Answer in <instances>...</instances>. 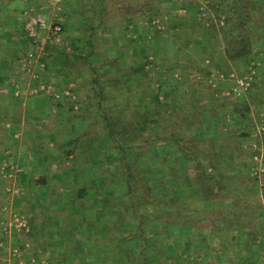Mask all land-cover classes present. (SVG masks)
<instances>
[{
    "label": "trees",
    "instance_id": "obj_1",
    "mask_svg": "<svg viewBox=\"0 0 264 264\" xmlns=\"http://www.w3.org/2000/svg\"><path fill=\"white\" fill-rule=\"evenodd\" d=\"M65 3L64 9L67 10L68 3ZM189 3V9L195 10V2ZM208 3L206 16L204 15L206 18L201 20L210 23L206 28L207 32L219 26V22H214V16L209 15V11L215 8L214 2L209 0ZM155 10V7L147 9L152 12ZM154 15H149L145 21L152 23ZM219 18L220 16L217 17ZM86 20L83 28L73 31L78 35H74L72 39L71 51H66L65 46L55 42L47 43L44 48L50 58L57 57L56 51L64 55L66 70L77 72L76 77H88L87 96L90 100H83V104L79 102V116L83 125L88 126V121L96 112L104 123L96 137L89 135L93 133L89 129L81 136L74 134L77 131L67 136H78L72 138L69 146L77 147L79 143L77 149L90 168L81 176L85 180L82 182L80 198L83 204H79V212L72 213L68 219L66 227L69 238L60 260L62 262L58 263L226 264L223 259L227 258L230 260L229 264H264L263 238L256 245V236L249 239V231L245 232L247 229L242 228L245 231L238 233L239 241L236 236L232 237L239 244V249L228 252V247L223 242V233L230 231L231 227H214L209 224L213 219L208 206L214 198H230L231 195L223 183L226 168L222 167L216 153L201 149L198 143L183 145L182 138L176 137L174 133H155L154 128H161L165 121L163 117L167 112V104L159 92L167 80L159 79V90H153L154 80H150L145 74L152 66L160 63L165 65L168 61L158 57L159 38L156 37L148 45V41L143 38L144 34L138 33L137 38L130 35L128 46L123 47L134 51L137 44L141 48L137 60H125L124 56L128 55L122 49L117 51L115 57H109L106 50L99 51L101 44L99 33L95 30V21L92 18ZM183 22L195 24L196 29L190 31L192 36L202 34L204 25L198 24L192 13L182 20L177 19L173 28ZM224 25L226 28L230 27L232 32L229 36L226 35L228 41L224 54L227 61L249 64L256 60L259 53H263L264 50L256 52L254 49L259 48V43L264 40V0H234L231 3V15ZM63 32L71 33L64 24ZM136 32L137 30L133 33ZM24 33L28 35L27 31ZM150 56L154 58L151 59ZM47 59L45 56L42 58L46 66H50L51 60ZM64 79H67L64 80L66 82L71 78ZM62 81L59 80V85L63 84ZM144 82L148 84L144 86ZM141 83H144L143 87L137 86ZM133 84L136 88H141L139 97L145 98L146 104L135 100L132 90H137L133 89ZM254 84L255 81L252 82L250 91ZM168 95L169 93H165L166 98H169ZM245 96L238 99L244 100ZM92 98L96 109L91 110V104L87 101L90 102ZM242 105L244 114L250 109L249 102L244 101ZM194 108L190 114L184 113L180 117H174L175 119L169 117L167 121L174 123L175 128L183 124L188 127L199 125L207 109L205 105H196ZM173 110L174 108L171 112L174 113ZM87 112L90 113L89 117L86 116ZM145 133L149 136H144ZM146 150L152 156L143 159L142 153ZM156 156L160 157L159 162L155 161ZM96 167L104 170L98 184L97 178L93 179L91 174L95 173ZM107 175L108 180L103 178L108 177ZM89 185L97 188L95 197L90 195ZM195 187H200L204 208L203 205L198 209L191 207ZM1 198L3 196H0V210L4 205ZM199 208L203 210L200 211ZM82 212L86 215L85 220L80 215ZM90 217L95 221L93 224L89 223ZM29 224L28 234L34 232L37 243L32 251V256L36 258L34 264H44L45 256L39 252V248L43 249L45 246L41 238L36 237L40 230L34 228L33 223L31 226L30 220ZM3 238L4 235H1L0 239ZM45 258L47 264L55 261L50 256ZM29 264L32 262L29 261Z\"/></svg>",
    "mask_w": 264,
    "mask_h": 264
},
{
    "label": "rangeland",
    "instance_id": "obj_2",
    "mask_svg": "<svg viewBox=\"0 0 264 264\" xmlns=\"http://www.w3.org/2000/svg\"><path fill=\"white\" fill-rule=\"evenodd\" d=\"M45 1L46 0H39L33 11H37V9L42 6ZM98 1L100 2V13L105 14L109 12L110 17L108 19L112 21H117V19L120 18L122 11L134 12L135 21L131 19L133 22L129 25H132L133 28L131 26L132 29L130 28V30L132 33L129 31V36L132 35L134 37L135 35V38H137L138 33L141 32L144 34L143 38H145V41H148L146 43L148 45H151L152 41L156 37L159 38L158 57L160 59H167L168 61L165 62V65L160 63L158 66H152L151 68L149 67L150 71L146 72L147 74H145L150 77V80H154L153 90H159V79L167 80L159 92L160 96L167 104V106H165V109H167V112L165 113L167 115L165 114L166 116L164 115L163 117V121L165 120L164 125L159 129H157V127L154 128L156 129L155 133H174L177 135L176 137L182 138L181 141H184L183 145H193L198 143L201 146V149L216 153V156L223 165L222 167L226 168L224 171L223 183L226 185V189L230 191L231 195L229 196L230 198L221 196L219 198H214L212 203L210 202L211 204L208 206V210L211 212L213 220L212 222H209V224L211 223L214 227H231L230 231L223 233V242L225 245H227L225 247H228V252L239 249V244L236 243V241H234L235 239H232V237L236 236L235 238H237L239 241L238 238L240 237L238 233L245 231L242 228L247 229L245 232L249 231L247 234L249 239H252L253 236H256V245H258L262 241V238L264 239V174L260 177L254 176L249 168V162L252 155L250 142H252V139L256 135L257 129L261 126V123L264 124V119H261L262 116L260 115L262 110H264V107L262 104L260 106L258 105V103H262V101H264V51L263 53H259L260 55L256 58V60L251 61L249 64L244 62L231 63L226 60L224 54V47L228 41L226 39V35L229 36V33L232 32L231 28H226L224 24L226 19H228V17L231 15V3L234 0H212L214 2L215 8L214 10L209 11V15L214 16L213 19H216L214 22H219V26H217L218 28L216 27L215 30L212 29L211 31L207 32L206 28L209 26L204 25L202 28L203 32L205 33L202 32V34L196 36H192V34H190V30H185V28L188 27V22H185L186 25L183 24L180 26L179 32H173L171 27L174 25L176 20L179 19L178 14H184L185 12V7L183 8L182 5L187 6L186 4H190V1H194V4H199L197 7H200L201 4L199 0H181L179 2L178 0ZM204 2L206 3L204 4L206 7H203L204 5L202 6L204 9L202 12H204L206 16L209 0H204ZM174 5L177 10L181 8L179 13H176V11L173 10ZM195 5L194 7H196ZM27 7L30 8L29 5ZM27 7H25V9H28ZM152 7H155L156 10L153 12L147 11V9H151ZM169 11L170 14L168 13ZM220 13L221 15H218ZM151 14H155L154 21H152V23L146 22L145 19ZM166 14L168 15L167 18ZM62 15L64 18V14ZM218 16H220L219 19H217ZM260 17L261 14H259V19ZM201 18L203 17L201 16ZM140 20H142L143 23H141ZM136 23L142 24L143 27H140L141 31L138 32L137 30L136 33H133L135 31L134 29L136 27ZM163 24L165 25L164 29L162 27ZM209 24L210 23L208 22V25ZM111 26H109V30L106 29L104 32L102 28V30L98 31V37H100L101 44L99 51L106 50L109 57H115L114 55L116 54L117 50L122 49L126 50V52H129V48L126 49L123 47L127 45L128 36L126 37L125 35V37H123L122 31L117 32V24H112ZM74 30L75 29L71 28V33H64L65 35L62 45L67 46L68 43L71 44L74 35H78V33L75 34V32H73ZM188 33L192 37H190ZM262 43H264V40L259 43V48L254 49L256 52L260 51V49L264 50V45L262 46ZM35 49V47H30V49L27 50L26 55L30 50ZM65 50L71 51V47L69 49L66 47ZM140 50L141 48H139L137 45L133 52H136L138 56V54H141ZM55 54L57 55L55 59L56 61L58 60V65L50 71L51 74H53L51 81L54 82L53 84H55V86H57L58 80L63 79L64 81L67 80L64 79L65 77L71 78L66 82L67 84L69 82H73L74 92L77 94L79 100L78 103L81 102V104H83V100L85 101V99H89L87 96L89 91V85L87 83L89 82L88 77L86 79L85 76L82 78L78 76L76 77L77 72L73 73L70 70V72L66 70V66H64L65 56L60 55L57 51ZM36 56H38V54ZM128 58V56H124L125 60H128ZM215 70L223 72L228 77L237 75L252 76L255 84L246 97H244V100L234 97H227L224 92L221 91L222 88L219 87V82L216 79L213 80V83H216V86H212V73L209 74V72H213ZM19 71L22 76L27 74V72L22 69ZM196 73L197 76H195ZM198 74H200L199 77ZM15 79L19 80L17 77H15ZM144 83L138 84L137 86L143 87ZM147 84L145 83L144 86ZM224 84H226V82ZM58 86L56 88L62 87L64 89L68 85L65 83L61 84L59 87ZM133 87H135L133 89L137 90H132L133 95H135V100L137 99V102L140 101V103L143 105L146 104L147 100L145 98L139 97L141 88H136L135 84H133ZM165 93H169V98L165 97ZM46 98V104L49 106V108H45L46 111H48L47 113H44L42 117L43 120L41 121L44 122L47 129H51L55 132L60 131L63 135H71L72 132L77 131L74 134L80 136L84 132H88L89 129L90 132H93L89 134L91 137H96L95 135L101 132L104 123L102 118L96 114L97 112L92 114V118L89 121L86 120L89 122V125L84 126V123L79 116L80 110H74L72 103L70 104L69 109L66 108L65 110H60L58 113L52 115V117L49 118V109L54 111L52 105H56L65 101H57L49 97ZM244 101L249 102L250 109L243 114L242 103ZM87 103L91 104L89 109H96L93 98L90 102L87 101ZM178 104H181L182 106L180 107ZM196 105H205L207 110L204 115L210 116L213 114L211 116L213 119L212 123L210 122L208 125L204 126L202 123L205 119H202V123L199 125H191L188 127L184 126L185 124H183L178 126V128H175L176 125L174 123L167 121L169 117L177 118L184 115V113L190 114L195 109L194 107ZM172 108H174V113L171 112ZM86 114L87 117L90 116L89 112ZM76 135H72V138H77L78 136ZM144 136L148 137L149 135L148 133H145ZM78 144L79 143H77V147ZM75 147L76 146H69L68 149L65 147L59 148L62 152L63 150H69V152H72L75 149V153L77 150ZM139 153H141V151ZM142 154L143 159L150 158L152 156L151 154L147 153V150ZM159 160L160 157L156 156L155 161L159 162ZM66 163L67 162H65L64 165ZM87 166L85 167L86 171L90 168ZM95 169V178H97L98 181L96 184H98L99 179H101V176L104 175V170L101 169V167H96ZM69 177L70 179L73 178V174H71ZM103 178L108 180L109 176ZM256 178H259V180ZM199 188L195 187L193 189L194 193L192 194H194L193 197H195L192 199V202L194 203L191 204L193 209H198V207H202V205L204 208V204L202 203L203 196L200 193ZM217 189L218 188L216 186L215 190ZM96 190V187L90 188V194L92 197L95 195L94 193ZM75 194L78 195L73 199H79L80 201V192H75ZM79 203L80 202H77L78 206ZM78 206L75 209H79L80 206ZM25 207L27 208L28 206L26 204L24 205L22 208L24 212L22 213L27 216L28 213H26ZM203 208H199V210L201 211ZM36 237L41 238L42 244L46 243L44 238L42 240L41 233L39 236L36 235ZM31 241L34 246H37L35 238L34 240L31 239ZM46 251L42 248H39V252L41 254L50 256L49 250L48 252ZM29 260L32 261V259L27 254L22 257V261L27 264H29ZM223 261L226 264H229L230 262V260L227 258H224ZM19 262L20 261L18 259L12 257L8 252L6 253L5 250L0 249V264H18Z\"/></svg>",
    "mask_w": 264,
    "mask_h": 264
},
{
    "label": "crops",
    "instance_id": "obj_3",
    "mask_svg": "<svg viewBox=\"0 0 264 264\" xmlns=\"http://www.w3.org/2000/svg\"><path fill=\"white\" fill-rule=\"evenodd\" d=\"M199 1L201 6L197 7L199 4L195 5V10L189 9L191 7L188 5L191 4L182 5L183 8L185 7V12L184 14H178L179 19L182 20L192 13L195 15L198 24L209 26L208 22L201 21V16L204 17V12L202 11L204 10L203 7H206L204 5L206 3L204 0ZM38 2L39 0H0V166L3 162L14 166L17 169L15 183L23 188V192L18 198L13 201L8 199L5 196V189L11 181L0 172V196H3V199H1L2 203L4 202L0 210V236L4 234L1 222L9 217V214L4 212L5 206L12 204L13 211L24 212L22 208L26 204L28 207H25V210L28 213L27 216L31 226L33 223L34 228L37 227L40 231L42 230V232L39 231L37 236L43 233L41 237L46 242L43 249L46 251L48 247L50 258H55L53 263L50 262L48 264H59L62 262L60 260L64 254L63 250L66 240L69 238L68 228L66 227L68 219L72 213L79 212V209L75 208L78 206L77 202L80 201L73 198L78 195L75 192H80L81 194L82 182L85 181L81 176H84L85 172H87L85 170L87 163L79 149L75 153V149L72 152H69V150H63L62 152L60 150L59 147L68 149L72 142V137H67L69 134L63 135L60 131L55 132L45 127L44 122L41 120H43L44 113L48 111L45 108H49L46 104L47 98L43 92L32 93L33 84L51 82L53 74H49V71L58 65V60L56 61L54 56L50 58L49 53L45 52L44 56L46 59L48 58L47 60H51V64L50 66L47 65L43 71L35 69L36 72L41 74L38 80H34L29 73L22 76L19 71L22 64L26 62L27 50L30 47H34L29 37L24 33L26 31V21L33 17L30 13L26 14L27 9L25 7L29 5V7L34 9ZM66 2L68 3V9L63 10L65 16L63 24L69 31L71 28L78 31L84 27L83 22L87 21L86 19L92 18L95 21L96 31L109 30V26L117 24V32L122 31L123 35L128 37L129 31L132 33L130 30L132 25L129 24L133 22L131 19L135 21L134 12L122 11L120 20L117 19V22L108 19L110 17L109 12L105 13L108 15L100 13L101 8L98 0H67ZM173 10L179 13L181 8L177 10L174 5ZM168 13L170 14V11ZM32 15H34V12ZM167 17L168 15L166 14ZM140 22L143 23L142 20ZM183 24L186 25L184 22ZM135 26L134 30H138V32L141 31L140 27H143L142 24L138 23ZM164 26L163 24V29ZM180 26L178 25L176 28L172 26L171 29L173 32H179ZM186 29L193 31L196 26L195 24H189ZM134 37L136 36L134 35ZM126 53L132 60H137L140 55L138 54L137 56L136 52L131 49ZM55 56L57 55L55 54ZM150 57L154 58L153 56ZM15 77L19 78V80L15 79ZM62 80L60 79V81ZM62 82L66 83L65 81ZM225 82L226 84H224ZM57 83L59 85V80ZM231 85V77L226 76V79L219 81V87L222 88L221 91L226 90ZM261 104L264 107V101L258 103L259 106ZM52 106L54 111L49 109V118L58 113V111L69 109L70 107L67 102H60ZM212 115H204L203 119L205 120L202 123L204 126L213 122ZM260 115L262 116L261 119H264V110H262ZM65 162L67 163L64 165ZM71 174H73V178L70 179L69 176ZM91 174H93L92 178L95 179V173ZM79 204L83 203L80 202ZM88 214L90 213L88 212ZM80 215L85 220V213L82 212ZM88 219L91 224L95 222L93 217ZM12 239L14 242L22 244L29 243L30 247L26 249L24 255L27 254L31 258L32 249L35 248L31 241V239L34 240V232H31V234H13ZM0 249L5 250L7 253L6 249L1 247Z\"/></svg>",
    "mask_w": 264,
    "mask_h": 264
},
{
    "label": "built area",
    "instance_id": "obj_4",
    "mask_svg": "<svg viewBox=\"0 0 264 264\" xmlns=\"http://www.w3.org/2000/svg\"><path fill=\"white\" fill-rule=\"evenodd\" d=\"M66 0H46L45 3L40 6L37 11H33V7L26 10V14H31L32 18H29L25 23V30L28 32L29 40L36 48L30 50L27 53L26 62L22 64L21 69L31 74L34 80H38L41 74L35 71V69L43 71L46 69V64L42 60L44 56V48L47 43L55 42L58 45L65 46V49L70 48V43L62 45L64 40L63 32V10ZM34 12V15H32ZM205 15V13H204ZM44 34V35H42ZM33 47V48H34ZM38 54V56H36ZM212 83L216 79H226V75L223 72L217 70L211 71ZM251 75V74H250ZM232 85L226 90L222 91L227 97L241 98L248 94L251 84L253 82L252 76L249 75H237L233 76ZM210 81V80H209ZM54 82H41L35 83L32 86V93L38 94L43 92L46 97L53 98L54 100H62L70 102L73 105L74 110L79 109L78 96L74 92L73 82H69L64 89L56 88ZM211 83V82H209ZM65 84V83H63ZM70 84V85H69ZM213 87L216 83L212 84ZM250 148L252 149V155L250 157L249 168L254 176L260 177L264 174V124L257 129L256 135L250 142ZM1 174L8 178L11 183L5 189V196L11 201L23 192L22 186H17L15 179L17 177V169L14 166L8 165L3 162L0 166ZM264 185V183H263ZM13 205H7L4 208V212L9 214L6 220L1 222L4 238L0 239V247L6 249L7 252L20 261L23 264L22 257L24 256L26 249L30 247L29 243L14 242L12 239L13 234H23L30 231L29 220L25 215L19 214L13 211ZM32 264H34L36 258L31 254ZM44 264H47V259L43 258Z\"/></svg>",
    "mask_w": 264,
    "mask_h": 264
}]
</instances>
